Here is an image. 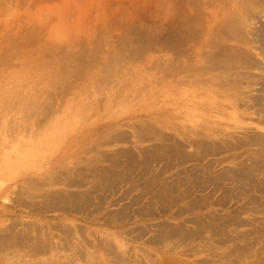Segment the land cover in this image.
I'll use <instances>...</instances> for the list:
<instances>
[{
	"label": "rangeland",
	"instance_id": "rangeland-1",
	"mask_svg": "<svg viewBox=\"0 0 264 264\" xmlns=\"http://www.w3.org/2000/svg\"><path fill=\"white\" fill-rule=\"evenodd\" d=\"M256 137L264 0H0L2 264H264Z\"/></svg>",
	"mask_w": 264,
	"mask_h": 264
},
{
	"label": "bare ground",
	"instance_id": "bare-ground-1",
	"mask_svg": "<svg viewBox=\"0 0 264 264\" xmlns=\"http://www.w3.org/2000/svg\"><path fill=\"white\" fill-rule=\"evenodd\" d=\"M255 136V135H254ZM253 136V137H254ZM261 136V135H260ZM258 141V142H260L263 146H264V139L262 140V139H258L257 137H256V139L253 141V142H255V141ZM245 143V142H244ZM254 144V143H253ZM257 146H258V144H257ZM262 146V147H263ZM264 148V147H263ZM263 148H261L260 147V149H263ZM262 158V157H261ZM264 159V158H263ZM253 162V161H252ZM263 164V163H262ZM251 175V174H250ZM61 204V203H60ZM13 244H14V246H16V248H17V244H18V246L20 245V241H19V238H18V236H16V234H14V232H13V229H11L6 235H0V249H2L3 251L4 250H6V249H10L11 250V248H13L12 246H13ZM15 248V247H14ZM44 250V249H43Z\"/></svg>",
	"mask_w": 264,
	"mask_h": 264
},
{
	"label": "crops",
	"instance_id": "crops-1",
	"mask_svg": "<svg viewBox=\"0 0 264 264\" xmlns=\"http://www.w3.org/2000/svg\"><path fill=\"white\" fill-rule=\"evenodd\" d=\"M0 231H1V229H0ZM0 264H2V262H0Z\"/></svg>",
	"mask_w": 264,
	"mask_h": 264
}]
</instances>
